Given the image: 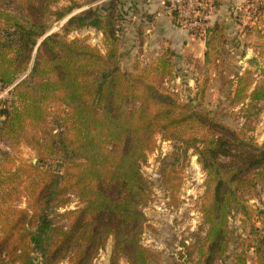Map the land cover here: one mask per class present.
Returning a JSON list of instances; mask_svg holds the SVG:
<instances>
[{"label": "trees", "instance_id": "1", "mask_svg": "<svg viewBox=\"0 0 264 264\" xmlns=\"http://www.w3.org/2000/svg\"><path fill=\"white\" fill-rule=\"evenodd\" d=\"M14 1L22 18L0 7V87L10 88L0 102V135L29 126L37 163L28 166L34 180L26 186V207L13 208L0 231V256L6 264H31L22 262L34 251L40 264H93L109 237L112 264L119 257L127 264H149L153 253L140 239L146 224L141 208L150 198L141 166L154 151L157 136L177 145L183 158L193 151L205 173L201 214L207 228L203 241L194 246L195 264H214L225 256L231 215L238 213L247 221L256 216L249 201L264 188V141L215 122L191 102H180L166 85L172 76L170 51L156 64L142 68L135 61L132 71L123 70L119 44L125 12L119 0L89 7L63 26L67 33L99 31L104 54L57 34L39 43L59 0ZM69 1L70 10L79 8L78 0ZM172 15L175 21L176 12ZM247 30L260 40L254 48L264 59V31ZM206 34L205 63L217 67L225 31L214 24ZM149 71L155 74L151 81L144 77ZM250 77L244 71L236 78L231 106L264 102V84L256 85ZM59 155L60 164L34 173L39 164ZM6 170L8 180L0 187L21 190L19 168ZM70 196L82 206L52 219L48 210L64 208ZM250 235L256 264H264V234L251 225ZM238 263L247 264L246 258Z\"/></svg>", "mask_w": 264, "mask_h": 264}, {"label": "rangeland", "instance_id": "2", "mask_svg": "<svg viewBox=\"0 0 264 264\" xmlns=\"http://www.w3.org/2000/svg\"><path fill=\"white\" fill-rule=\"evenodd\" d=\"M106 1L78 0L79 8L70 10L71 2L69 0H59L51 8V14L47 19L46 34H57L65 41L79 39L104 54L106 48L99 31L85 28L67 33L63 30V26L70 17ZM119 1L121 4V0ZM0 7L22 18L19 5L14 0H0ZM121 9H123L122 4ZM254 9H256V13L263 15L264 3L255 5ZM244 52L245 49L237 50L234 54H231V51L226 48L221 50L222 63L217 65V69L220 70L219 76L211 79L210 83L204 79L199 84L204 88L207 84L210 87L214 86L213 93L205 94V91L203 93L199 91V93L192 94L193 91L190 90L188 95L180 92L175 95L180 102H191L197 106V111L208 115L215 122L235 131L242 129L246 137H253L257 140L264 138V102L254 104L255 106H246L247 103L243 106L229 104L236 88L237 73L241 68H243L241 74L244 71L251 73L250 78L254 84H264V59L260 58L259 63H251L250 67L252 68H248L246 63L240 62V59L245 55ZM249 53L257 54L253 46ZM120 65L123 70L132 71V64L128 65L122 55ZM146 67L142 66V68ZM154 76L155 74L151 71L144 75L150 81ZM230 76L233 78L229 79ZM172 79L173 74L170 81ZM0 120L3 119L0 117ZM251 128L253 131L249 132L248 130ZM30 130L29 126L24 125L22 130L18 129L12 135H0V185H5L8 180L6 169L15 167L20 170L18 177L22 185L21 190L17 189L12 192L7 191L4 186L0 187V231L5 227L6 216L11 213L13 208L23 209L26 207V186L34 180L33 172L28 170V166L37 163V155L33 150L32 143L29 142ZM196 159L197 156L193 151H189L186 158H183L179 155L177 145L163 141L160 136H157L154 151L148 155L146 163L141 166V173L147 182L150 198L148 203L141 208L146 218V224L140 239L141 244L153 253L149 264H195L196 262L197 255L194 246L203 241L207 228L203 224L201 214L205 173L201 170ZM62 161V155L52 157L47 162L39 164L34 173H42L50 169V165H58ZM55 171L60 174L61 169L58 167ZM12 183L16 182L12 181ZM173 183L174 185H172ZM175 185H178L177 189L174 188ZM81 206L75 196H70L67 206L57 210L51 208L48 212L52 219H56L57 215L74 211ZM249 206L256 216L251 221H247L238 213L231 215L228 221L231 242L225 256L214 264H239L238 259L243 257L246 258L248 264H253L249 255L253 243L250 231L251 225L254 227L257 225L260 231H264V188L260 190L256 198L249 201ZM60 224H64V222ZM112 255L113 238L109 237L104 249L98 253L93 264H112ZM26 260H29L31 264H40L41 262L38 252L35 251L28 254L22 263ZM6 263L7 259L1 255L0 264ZM60 264L69 263L63 261ZM114 264H127V262L125 258L119 257L114 261Z\"/></svg>", "mask_w": 264, "mask_h": 264}, {"label": "crops", "instance_id": "3", "mask_svg": "<svg viewBox=\"0 0 264 264\" xmlns=\"http://www.w3.org/2000/svg\"><path fill=\"white\" fill-rule=\"evenodd\" d=\"M174 1L121 0L125 21L120 53L128 65H133L137 61L141 66H149L156 64L163 53L170 51L173 79L167 84L169 89L175 91V94L180 92L188 95L190 90L193 91L192 94L199 93V91L211 94L215 91L214 86L210 87L209 84L205 88L199 86L204 79L210 83L211 79L220 74L217 67L208 68L205 63L204 53L208 36L206 34L195 37L176 25L172 15ZM261 2L264 3V0H217L216 12L210 20L209 27L214 24L223 27L226 35V44L223 48L229 49L231 54L243 49L246 54L251 51L252 46L261 44L253 33L241 26L238 11L247 6L254 7ZM132 16L135 19H132ZM254 55L256 56L254 63H259L262 58L260 59L258 54L254 53ZM221 63L220 51L217 65ZM246 67L252 68L248 65ZM242 71L243 68L237 73L238 76L242 75ZM232 78L233 76L229 77V79ZM263 141V137L257 139L258 143ZM249 255L253 264H256L252 248H250Z\"/></svg>", "mask_w": 264, "mask_h": 264}, {"label": "built area", "instance_id": "4", "mask_svg": "<svg viewBox=\"0 0 264 264\" xmlns=\"http://www.w3.org/2000/svg\"><path fill=\"white\" fill-rule=\"evenodd\" d=\"M216 8L217 0H175L172 5V12L175 11L177 14L175 23L178 27L198 37L206 35V29L209 28L210 20L215 15ZM238 11L241 26L246 29L264 31V21L262 22L264 14L256 13V9L252 6L241 8ZM132 19L135 17L132 16ZM9 90L10 88L2 89L0 87V102ZM172 92L175 93V91ZM261 234H264V231H261Z\"/></svg>", "mask_w": 264, "mask_h": 264}, {"label": "water", "instance_id": "5", "mask_svg": "<svg viewBox=\"0 0 264 264\" xmlns=\"http://www.w3.org/2000/svg\"><path fill=\"white\" fill-rule=\"evenodd\" d=\"M48 36L47 34L42 38L40 39L39 43L46 37ZM38 43V44H39ZM256 61V56L254 54H250V53H246L243 58L241 59V63L244 64L246 63V65L248 66H251V63L255 62ZM1 120H0V124H1Z\"/></svg>", "mask_w": 264, "mask_h": 264}]
</instances>
